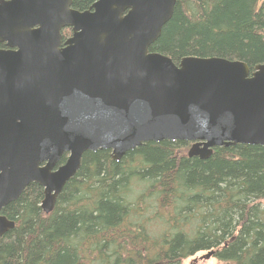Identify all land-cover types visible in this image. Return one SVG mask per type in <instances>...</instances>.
Instances as JSON below:
<instances>
[{
    "label": "water",
    "instance_id": "obj_1",
    "mask_svg": "<svg viewBox=\"0 0 264 264\" xmlns=\"http://www.w3.org/2000/svg\"><path fill=\"white\" fill-rule=\"evenodd\" d=\"M73 1L0 0V237L15 227L2 210L32 182L51 212L86 151L120 160L184 140L207 159L217 146L264 145V63L151 51L177 0Z\"/></svg>",
    "mask_w": 264,
    "mask_h": 264
},
{
    "label": "trees",
    "instance_id": "obj_2",
    "mask_svg": "<svg viewBox=\"0 0 264 264\" xmlns=\"http://www.w3.org/2000/svg\"><path fill=\"white\" fill-rule=\"evenodd\" d=\"M150 50L254 71L264 63V0H177ZM190 145L148 141L120 160L86 151L49 213L43 187L30 183L2 210L15 227L0 237V264H184L209 250L227 264H264V145L217 146L207 159L188 156Z\"/></svg>",
    "mask_w": 264,
    "mask_h": 264
},
{
    "label": "rangeland",
    "instance_id": "obj_3",
    "mask_svg": "<svg viewBox=\"0 0 264 264\" xmlns=\"http://www.w3.org/2000/svg\"><path fill=\"white\" fill-rule=\"evenodd\" d=\"M207 253L208 251H200L197 254L187 258L184 261V264H227L226 262L219 261L213 255L206 257Z\"/></svg>",
    "mask_w": 264,
    "mask_h": 264
},
{
    "label": "flooded vegetation",
    "instance_id": "obj_4",
    "mask_svg": "<svg viewBox=\"0 0 264 264\" xmlns=\"http://www.w3.org/2000/svg\"><path fill=\"white\" fill-rule=\"evenodd\" d=\"M1 44H5V43H0V45H1ZM0 48H7V47H6V44H5V46H3V47H0Z\"/></svg>",
    "mask_w": 264,
    "mask_h": 264
}]
</instances>
